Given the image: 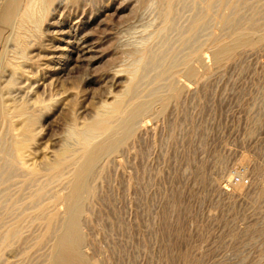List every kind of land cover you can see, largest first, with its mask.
Listing matches in <instances>:
<instances>
[{
	"label": "rangeland",
	"instance_id": "rangeland-1",
	"mask_svg": "<svg viewBox=\"0 0 264 264\" xmlns=\"http://www.w3.org/2000/svg\"><path fill=\"white\" fill-rule=\"evenodd\" d=\"M56 1L41 42L64 40L69 46L58 56L67 59L43 78L52 94L69 90L72 98L39 114L37 162L54 151V139H65L72 115L90 119L96 106L122 93L123 71L146 44L145 77L125 106L151 94L157 107L165 106L162 116H143L137 134L95 169L83 225L87 258L96 264H264V45L223 66L211 55L213 46L237 32L262 28L264 0H177L168 26L166 4L159 0ZM191 70L197 79L188 78ZM237 170L250 184L231 183ZM37 189L18 194L10 186L12 198L0 206V232L13 221L10 203L31 208ZM67 192L56 183L45 202ZM56 209L61 219L65 206L58 201ZM37 217L24 224L15 243H0V264L25 258L49 264L62 223L37 247L43 233Z\"/></svg>",
	"mask_w": 264,
	"mask_h": 264
},
{
	"label": "bare ground",
	"instance_id": "bare-ground-1",
	"mask_svg": "<svg viewBox=\"0 0 264 264\" xmlns=\"http://www.w3.org/2000/svg\"><path fill=\"white\" fill-rule=\"evenodd\" d=\"M55 1L6 0L0 5V43L3 46L0 54V206L6 205V202L12 198L8 191L10 186L16 185L18 194H23L29 186H38L31 208L28 209V205L24 204L13 207L12 203L15 202V199L10 203L9 210L11 209L13 221L0 232V243L2 246L8 245L21 235L25 223L32 218L42 216L43 233L38 237L37 247H43L48 239L56 234H54V228L57 223L61 222L63 228L60 233L55 235V243L50 250L49 264H96L95 261L91 262L92 259L89 260L85 254L88 242L83 232L87 202L92 197L90 180L95 169L103 165L127 137L134 133L137 134L136 127L143 116L147 114L162 116L165 114V106L160 108L155 105L157 100L155 94H151L147 99L128 103V107L125 106L127 99L132 96L131 94L137 89L141 79H144L142 77L146 74H142L140 69L146 63L149 45H142L134 66L123 71L126 75L127 85L122 93L117 96H109L111 103H102L96 106L92 110L90 119L72 115L68 129L64 132L65 139H54V151L45 153L42 160L40 159L41 162H37L38 155L35 156L36 149L34 147L39 130V114L51 109L62 99L70 101L72 98V92L69 90L52 94L51 89H48L49 83L47 84L45 81L48 78H43L47 72L57 71L54 69V65L67 59L65 56V58L62 55L58 56L64 47L69 46L64 40H61L62 44L41 42V39L44 38L43 22ZM159 1L166 4V25L168 26L177 0ZM158 3L160 4V2ZM49 26L52 25L49 24ZM60 31H58V35H64L62 34L64 32ZM217 45L218 43L211 49V55L217 66H223L247 50L252 51L264 45V25L260 30H256V28L255 30L254 28L241 30L231 40ZM187 76L190 80L197 79V75L192 70ZM36 86L41 88V91H35ZM178 90L180 89L178 88ZM174 91L173 96L176 98L178 92ZM61 107L59 108L61 109ZM67 110L69 112V107ZM70 166H72L71 170L68 173L64 172ZM56 183L64 185L68 192L60 199H50L45 202V197ZM58 201L66 209H64L65 213L61 219L56 209ZM31 222L33 223V220ZM12 264L28 263L25 258L21 262Z\"/></svg>",
	"mask_w": 264,
	"mask_h": 264
},
{
	"label": "built area",
	"instance_id": "built-area-1",
	"mask_svg": "<svg viewBox=\"0 0 264 264\" xmlns=\"http://www.w3.org/2000/svg\"><path fill=\"white\" fill-rule=\"evenodd\" d=\"M231 183L233 184H241V185H248L249 179L246 177L244 171L237 170L232 174Z\"/></svg>",
	"mask_w": 264,
	"mask_h": 264
}]
</instances>
